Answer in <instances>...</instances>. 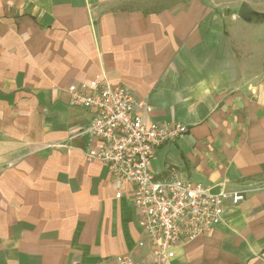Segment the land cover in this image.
<instances>
[{
    "label": "crops",
    "instance_id": "1",
    "mask_svg": "<svg viewBox=\"0 0 264 264\" xmlns=\"http://www.w3.org/2000/svg\"><path fill=\"white\" fill-rule=\"evenodd\" d=\"M243 3L264 13V0H0V264H264V22L240 18ZM97 77L146 99L145 124L187 127L158 149L157 179L245 191L164 262H150L134 187L86 159L93 111L68 88Z\"/></svg>",
    "mask_w": 264,
    "mask_h": 264
},
{
    "label": "built area",
    "instance_id": "2",
    "mask_svg": "<svg viewBox=\"0 0 264 264\" xmlns=\"http://www.w3.org/2000/svg\"><path fill=\"white\" fill-rule=\"evenodd\" d=\"M68 93L71 105L93 111L84 132L93 135L99 147L87 152L86 159L101 162L114 179L134 187L139 227L152 246L151 263L173 258L177 248L217 228L227 201L236 206L245 200V191L214 194L186 179H157L151 167L158 149L180 140L187 127L166 128L157 121L145 124L140 110L151 113L152 107L130 89L97 77L71 85ZM117 263L134 262L125 255L118 256Z\"/></svg>",
    "mask_w": 264,
    "mask_h": 264
},
{
    "label": "water",
    "instance_id": "3",
    "mask_svg": "<svg viewBox=\"0 0 264 264\" xmlns=\"http://www.w3.org/2000/svg\"><path fill=\"white\" fill-rule=\"evenodd\" d=\"M238 16L243 20L253 24L264 22V13L255 11L251 6L246 3L242 4V7L238 12ZM218 192V188L212 191V193L214 194H217Z\"/></svg>",
    "mask_w": 264,
    "mask_h": 264
}]
</instances>
